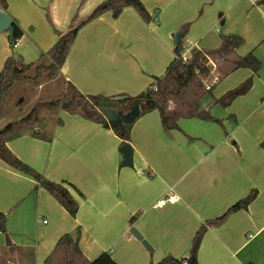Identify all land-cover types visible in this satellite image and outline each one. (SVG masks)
Instances as JSON below:
<instances>
[{"label":"crops","instance_id":"0c3cea01","mask_svg":"<svg viewBox=\"0 0 264 264\" xmlns=\"http://www.w3.org/2000/svg\"><path fill=\"white\" fill-rule=\"evenodd\" d=\"M103 1L7 0V9H0L25 33L12 45L9 31L0 29V71L11 55L24 63L37 61L75 17L86 18ZM141 1L157 20L146 23L126 7L117 17L107 11L84 25L56 78L37 87L19 82L5 96L0 129L28 113L20 115L30 105L20 92L30 86L42 96L60 79L61 95L67 82L88 95H138L165 73L180 33L188 55L194 49H219L223 34L244 38L235 51L210 59L225 75L202 105L222 124L182 118L178 129L165 131L158 110L147 112L131 129L129 167L123 166V143L113 129L62 109H43L34 127L7 145L46 178L73 184L81 192L71 189L79 210L71 216L45 188L36 187L34 177L0 159V210L7 214L11 240L8 244L0 232V253L8 264H43L58 239L77 227L89 260L104 251L118 264L157 263L168 254L188 257L201 225L225 214L252 190L257 196L247 208L208 225L197 260L264 264V0ZM250 52L261 62L257 72L238 66ZM248 78L253 84L246 94L227 107L213 104ZM171 189L178 200L161 202Z\"/></svg>","mask_w":264,"mask_h":264},{"label":"trees","instance_id":"16d2710c","mask_svg":"<svg viewBox=\"0 0 264 264\" xmlns=\"http://www.w3.org/2000/svg\"><path fill=\"white\" fill-rule=\"evenodd\" d=\"M0 6L6 10L7 0H0ZM132 7L146 22L157 20L156 15H151L141 0H104L86 18L77 21L66 32L58 33L57 41L40 58L31 63H24L15 55L9 56L0 71V110L5 96L19 82L34 81L41 78L53 79L61 73L69 51L75 41L79 30L87 23L93 21L101 14L111 11L117 17L124 8ZM14 35L12 45L23 37L24 30L12 21ZM184 33L179 34V42L175 43L174 59L166 68L162 76H156L153 82L141 93L135 96L119 94L114 96L84 94L72 82H67L62 97L46 102L36 103L32 109L18 120L7 123L0 129V159L13 168L34 177L37 188H45L69 213L76 217L79 202L72 194L71 189L81 192L70 183L56 182L46 178L41 172L22 161L7 145V142L28 128H33L43 109L65 110L72 114L99 122L113 131L121 138L122 143H130L131 129L135 121L147 112L158 110L162 127L165 131L179 128L182 118H198L215 121L222 124V119L215 117L210 109L202 105V101L212 95V90L207 89L205 79L210 81V59L217 54L235 51L244 41L242 36L236 34H223V44L219 49L202 51L194 49L187 60L183 58L185 51ZM238 66L248 67L254 72L261 68L260 60L253 54L242 56ZM218 82L223 79L224 73L218 72ZM217 82V83H218ZM253 79L248 78L233 89L228 90L221 97L214 100L213 104L222 107L229 106L235 98L246 94L252 87ZM101 108H114L120 111L121 118L116 124H111L101 113ZM264 148V141L261 142ZM257 196V190L231 206L222 216L209 220L196 231L192 240L189 261L187 264H199L197 253L208 225H218L225 221L229 214L242 208H247L249 203ZM0 232L7 235V214L0 210ZM81 230L77 227L72 232L64 233L55 244L53 250L44 260L43 264H118L111 253L104 251L94 260H89L83 253L79 240ZM187 257H175L168 254L157 263L149 264H184ZM0 264H8L7 258L0 253Z\"/></svg>","mask_w":264,"mask_h":264},{"label":"water","instance_id":"95a60500","mask_svg":"<svg viewBox=\"0 0 264 264\" xmlns=\"http://www.w3.org/2000/svg\"><path fill=\"white\" fill-rule=\"evenodd\" d=\"M0 29L4 30L7 29L9 31V42L12 43L13 35H14V27L12 26V20L7 16L2 9H0ZM176 43L179 42V34H175ZM101 113L107 118V120L111 124H116L121 118V113L119 110L114 108H101ZM120 151L122 153L123 158V166H133V148L129 143H125L121 146ZM132 234L141 240L144 246L150 250L151 245L149 242L143 237V235L135 228H131ZM7 243L10 244L11 240L9 239L8 235H6Z\"/></svg>","mask_w":264,"mask_h":264},{"label":"rangeland","instance_id":"374dc122","mask_svg":"<svg viewBox=\"0 0 264 264\" xmlns=\"http://www.w3.org/2000/svg\"><path fill=\"white\" fill-rule=\"evenodd\" d=\"M210 67H211V65H210ZM50 80H52V79L41 78L37 82H34V81H29V82H30V84H33V86L37 87L39 85V83H46ZM205 81L207 82L206 79H205ZM208 83H209V81H208ZM50 86H51V90H48V91H50V93L44 94L42 96H40V93L35 91L34 87L30 86L28 91H26L25 88L24 89L22 88L21 89L22 91L20 92V94H22L25 97V102H27V103L29 102L30 105H28V107H27V104H26V107L22 110V113L20 115H23V114L29 112L32 109V107L38 102H46L45 100H47V99H50V98L52 99V97L55 98V97H58L61 95V81H60V79L58 81H56L55 83H52V85L50 84ZM14 87H15V85H14ZM17 91H18V89L16 88L15 92H17ZM9 94H11V93L9 92L8 95Z\"/></svg>","mask_w":264,"mask_h":264},{"label":"built area","instance_id":"2783aa9c","mask_svg":"<svg viewBox=\"0 0 264 264\" xmlns=\"http://www.w3.org/2000/svg\"><path fill=\"white\" fill-rule=\"evenodd\" d=\"M189 57H190V55H188L184 51L183 52V58H184V60H187ZM210 65H211V67L213 69L211 71V79H210L209 83H208V81L207 82L205 81V85H206V88L207 89H211L218 82V77H219V74L217 72L216 64L212 60H210ZM170 191H172V192H169L168 193V196L165 199L161 200V202L174 203V202H176L178 200V196L173 193V190L171 189ZM188 261H189V256L187 257V259H185L184 264H187Z\"/></svg>","mask_w":264,"mask_h":264}]
</instances>
